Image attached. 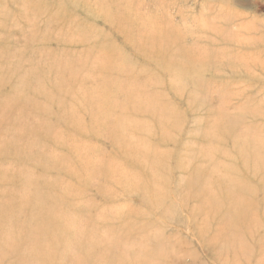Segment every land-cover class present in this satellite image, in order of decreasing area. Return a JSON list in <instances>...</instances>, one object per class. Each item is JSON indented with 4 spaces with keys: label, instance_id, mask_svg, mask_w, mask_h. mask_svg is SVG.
<instances>
[{
    "label": "rangeland",
    "instance_id": "obj_1",
    "mask_svg": "<svg viewBox=\"0 0 264 264\" xmlns=\"http://www.w3.org/2000/svg\"><path fill=\"white\" fill-rule=\"evenodd\" d=\"M0 264H264V0H0Z\"/></svg>",
    "mask_w": 264,
    "mask_h": 264
}]
</instances>
